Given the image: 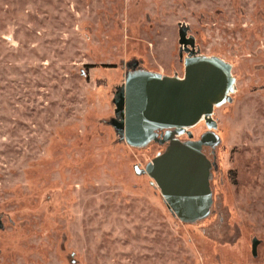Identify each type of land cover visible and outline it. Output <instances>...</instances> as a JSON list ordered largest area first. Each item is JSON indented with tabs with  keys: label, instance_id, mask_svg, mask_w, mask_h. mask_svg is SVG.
I'll return each instance as SVG.
<instances>
[{
	"label": "rangeland",
	"instance_id": "374dc122",
	"mask_svg": "<svg viewBox=\"0 0 264 264\" xmlns=\"http://www.w3.org/2000/svg\"><path fill=\"white\" fill-rule=\"evenodd\" d=\"M184 28L235 78L216 128L174 134L219 139L197 223L146 172L170 141L129 145L115 102L184 76ZM0 220V264H264V0H0Z\"/></svg>",
	"mask_w": 264,
	"mask_h": 264
},
{
	"label": "water",
	"instance_id": "95a60500",
	"mask_svg": "<svg viewBox=\"0 0 264 264\" xmlns=\"http://www.w3.org/2000/svg\"><path fill=\"white\" fill-rule=\"evenodd\" d=\"M186 33L184 28L180 42L189 54L182 78L135 70L128 74L115 102L117 113L122 115L117 128L129 145L170 141L168 148L147 164L146 172L159 186L171 212L182 222L197 223L212 212V160L205 147H215L219 139L213 131L200 139H191L193 133L189 132L186 141L174 134L187 132L200 121L216 128L215 107L229 100L235 78L232 65L225 59L196 55L195 38H187ZM260 242L253 238L254 255Z\"/></svg>",
	"mask_w": 264,
	"mask_h": 264
},
{
	"label": "flooded vegetation",
	"instance_id": "af4514ba",
	"mask_svg": "<svg viewBox=\"0 0 264 264\" xmlns=\"http://www.w3.org/2000/svg\"><path fill=\"white\" fill-rule=\"evenodd\" d=\"M206 153V152H205ZM207 154V153H206ZM208 156V155H207ZM209 157V156H208Z\"/></svg>",
	"mask_w": 264,
	"mask_h": 264
}]
</instances>
